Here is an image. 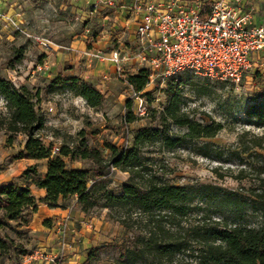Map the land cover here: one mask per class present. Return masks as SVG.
<instances>
[{
  "label": "trees",
  "instance_id": "trees-1",
  "mask_svg": "<svg viewBox=\"0 0 264 264\" xmlns=\"http://www.w3.org/2000/svg\"><path fill=\"white\" fill-rule=\"evenodd\" d=\"M14 52L13 61L18 62L23 57L24 47L19 45ZM169 77L171 82L175 81L174 85L166 88L164 107L155 111L161 126L137 128L131 143L124 147L106 142L109 157H104L99 148L88 146L83 137L75 144H60L57 152H52L50 144L39 137L44 118L36 108V100L41 91H69L92 107L99 106L105 99L94 83L78 75H65L62 70L46 78L43 87L35 90L0 75V100L5 107V111L0 110V128L6 133L7 143L13 141L15 134L26 135L19 157L46 159L43 176H39L36 163L28 165L21 173L35 186L45 189L40 201L53 207L61 199L76 195L84 213L88 214L97 206L104 207L107 217L132 232L129 243L122 244L118 255L107 264H264V87L246 111L248 123L261 127L260 132L242 129L235 147L228 151L239 157L236 177H250L251 184L241 188L210 182L176 184L152 168L142 147L158 142L163 148L173 149L187 139L213 137L224 124L191 119L179 95V86L190 82L188 75L177 73ZM126 79L135 91L151 98L152 91L145 90L147 68L126 74ZM125 105V120L132 121L135 115L131 100ZM166 120L185 125L186 131L182 134L165 132L167 126L162 123ZM66 157L91 159L98 165H112L127 171L129 175L121 191L116 193L101 181L89 183L90 168L68 166ZM221 166L213 168L219 177L223 176L218 172ZM225 169L231 170L228 166ZM0 199L3 202L0 205V264H3L5 254L10 251L26 254L15 244L6 227L11 220L23 216L25 210L35 212L38 203L28 186L15 181L0 186ZM103 247L104 244L91 246L83 264L101 259ZM14 264L21 262L16 260Z\"/></svg>",
  "mask_w": 264,
  "mask_h": 264
},
{
  "label": "rangeland",
  "instance_id": "rangeland-1",
  "mask_svg": "<svg viewBox=\"0 0 264 264\" xmlns=\"http://www.w3.org/2000/svg\"><path fill=\"white\" fill-rule=\"evenodd\" d=\"M0 4V71H3V68H14L21 76L15 81L12 80L16 84L25 83L34 90L43 87L46 78L39 76L29 81L31 72L28 69H36V63L42 62L44 56L48 54H45L35 41L16 30L6 17L20 13L21 27L35 33L54 36L56 43H60L69 35L64 32L69 29L68 20L74 15L72 7L62 3V0H0ZM108 20V23L101 24L93 19L88 24L92 34V38L90 36L89 39L106 41V44H103L105 48L121 43L127 46V50L130 49L129 32L125 28L122 32L121 25L114 24L110 18ZM83 27L79 25L74 30L78 32ZM119 30L122 34L116 36L115 31ZM60 32L62 36L59 35ZM19 45L24 47V53L21 60L16 62L13 61L14 48ZM120 46L124 49V46ZM52 50L49 49V53L53 52ZM131 51L132 49L129 54ZM260 58H256V64L244 73L238 84L204 76L191 70L179 72L188 75L190 79L189 83L179 86L180 102L189 117L198 122L221 121L224 126L213 137L187 139L173 149L163 148L158 142L143 146V153L150 158L147 161L155 171L169 182L176 184L210 182L229 188L247 187L251 184L250 177L242 179L236 177L239 157L230 155L228 151L235 147L237 135L242 129L250 128L258 133L261 130V127L250 126L246 113L248 106L256 101L260 89L264 87V67L259 64ZM28 63H31V67ZM81 67L79 65L77 72L80 77L83 74ZM133 67L134 65L127 63L119 76L114 72L113 67L107 64L106 76L92 77L93 82L99 84L97 87L105 96L104 101L96 107L87 105L82 97L69 91L54 93L41 91L40 98L36 100V108L44 118V127L39 131L51 133L52 141L58 144H75L83 137L88 146L99 148L104 157H109L110 151L105 146L106 142L124 147L131 143L137 128L161 126L160 118L155 111L164 107L167 100L166 88L174 85L172 83L175 81L171 82V77L165 79L155 77L152 82L148 81L145 90L152 91L151 98L143 94L147 101V113L140 117L133 110L135 101L132 90L125 81L126 74L131 73ZM128 99L131 100V109L135 115L132 121H126L124 117ZM49 107H52V110H48ZM0 110L5 111L1 100ZM162 125L167 126L165 132L169 134H182L186 131L185 125L170 120H166ZM25 138L24 133H18L11 143H7L6 133L0 128V184L15 181L24 185L31 182L21 174L30 162L27 158L18 156ZM44 143L48 144L46 141ZM245 155L246 153H243V156ZM249 159L251 160L252 157ZM244 160L248 158L244 157ZM43 161L46 162V159ZM65 161L71 167L90 168L89 183L101 181L116 193L121 191L122 183L129 175L127 171L106 167L103 164L98 165L91 159L66 157ZM45 162L36 163L39 176H43L42 169ZM220 164L222 166L218 172L223 174L221 177L213 170ZM226 166L231 170L225 169ZM54 207L66 209V213L47 216L41 212V215L35 216L36 213L25 210L23 216L11 220L6 227L15 244L19 249H24L26 254L36 249L55 253L62 250V241H67L69 246L62 250V255L54 264H83L91 246L104 244L100 252L101 259L90 264H107L118 255L119 247L129 243L132 238L131 231L107 217L106 208L97 206L88 214L84 213L79 208L76 195L61 199ZM0 219H2L1 210ZM24 255L10 251L5 254L3 264H14L16 260L21 264H53L39 259H31L24 263Z\"/></svg>",
  "mask_w": 264,
  "mask_h": 264
},
{
  "label": "built area",
  "instance_id": "built-area-1",
  "mask_svg": "<svg viewBox=\"0 0 264 264\" xmlns=\"http://www.w3.org/2000/svg\"><path fill=\"white\" fill-rule=\"evenodd\" d=\"M102 2L115 4L114 0H96L93 7ZM241 2L207 0L204 3L206 11L203 12L199 8L187 7L182 0H134L130 8L140 16L135 26L137 43L133 52L121 53L120 47H114L109 53L85 49L83 54L90 61L94 58L112 61L119 76L124 71L125 62L132 59L135 66L131 73L145 67L149 82L155 77L165 79L182 70H191L238 84L244 73L256 64L257 57H261L259 64L264 67V22L251 23L250 12L242 11ZM6 19L43 50L62 46L46 34L24 29L14 17L7 16ZM125 81L128 83L126 78ZM128 85L135 101L134 112L137 116H144L147 113L144 95ZM1 102L4 103L3 100ZM38 135L50 144L52 152L59 151L60 144L52 141L51 133L38 131ZM67 246L69 243L62 241V250ZM62 250L51 253L36 249L25 254L23 262L39 259L54 264Z\"/></svg>",
  "mask_w": 264,
  "mask_h": 264
},
{
  "label": "crops",
  "instance_id": "crops-1",
  "mask_svg": "<svg viewBox=\"0 0 264 264\" xmlns=\"http://www.w3.org/2000/svg\"><path fill=\"white\" fill-rule=\"evenodd\" d=\"M134 0H114V5H109L105 2H102L97 7H93L96 0H62V3L65 5H70L72 7L74 15L68 20V30L64 33L69 34L66 38L62 39V42H57L58 44L62 45L60 47H52L53 52L49 53V50H43L45 52L44 58L42 62L36 63V69L30 68L28 69L31 74L29 75L28 80L32 81L35 77H42V78H49L52 77L57 71L62 70L63 74L65 75H78L79 72V65L82 66L83 74L82 78L93 82L92 77L98 78L99 76H106L105 75V68L107 64L110 67H113L115 72L114 63L112 61H100L94 58L92 61L88 59L86 55L83 54V50L90 49V50H97L100 49L105 53H109L114 47H120L121 53L129 54L130 50L132 49L131 53L133 52V48L136 45L135 39V26L139 18V13L132 10L130 5L133 3ZM157 1V0H153ZM166 1V0H163ZM186 3L187 7L192 8H199L203 12L206 11L204 8V3L207 0H182ZM201 1V2H200ZM64 5V6H65ZM1 6V4H0ZM240 8L243 12L249 11L250 12V21L251 23L257 24L264 22V0H242L240 4ZM14 19L20 24L22 18L20 17V13H15L13 16ZM111 19L114 21V24L121 25L122 32L124 28L129 32V40L130 41V49H126L127 46H124L120 43V45L124 46V49L120 45H110L109 47L105 48L103 44H106L104 41H94L93 39H89L90 36L92 38V34L89 31L88 24H90L93 19L98 23L105 24L108 23ZM83 25L84 29L82 28L80 31L76 32L74 30L77 26ZM118 28V27H116ZM25 29V28H24ZM28 30V29H27ZM33 32L32 30H29ZM117 32L116 36H121V32ZM35 33V32H34ZM62 36V32L59 34ZM52 40H54V36L48 35ZM54 38V39H53ZM120 38V37H118ZM66 40V41H65ZM56 42V39L54 40ZM104 42V43H103ZM64 46V47H63ZM82 60V65L80 64ZM130 63L135 66L133 60L130 59L125 62V65ZM28 66L31 67V63H28ZM37 70V71H36ZM38 72V73H36ZM0 75L5 78H9L15 81L16 78L21 77L17 74L14 68H3V71H0ZM91 77V78H90ZM96 86L99 84L94 83ZM25 140V139H24ZM20 158V157H19ZM27 158L30 164L33 163H43L45 159H36L30 157H21ZM43 173L45 172L46 162L43 165ZM7 182H3L0 184L3 185ZM28 186L32 192V194L37 198L38 206L36 212H34L35 216L41 215V212L47 216H53L55 214L61 213L65 214L66 209H59L57 207H50L46 203L40 201L39 199L45 195V189L39 188L35 186L32 182L24 184ZM2 200L0 199V205H2ZM51 235L48 237L50 239ZM41 261V260H40Z\"/></svg>",
  "mask_w": 264,
  "mask_h": 264
}]
</instances>
